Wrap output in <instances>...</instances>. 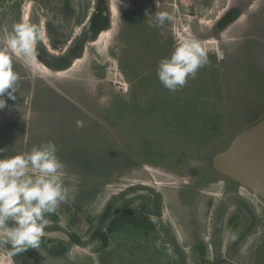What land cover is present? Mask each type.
<instances>
[{"label":"rangeland","instance_id":"obj_1","mask_svg":"<svg viewBox=\"0 0 264 264\" xmlns=\"http://www.w3.org/2000/svg\"><path fill=\"white\" fill-rule=\"evenodd\" d=\"M118 2L0 0V47L21 19L45 32L14 61L0 158L52 141L68 190L39 247H0V264H264V198L215 166L264 119V0ZM184 37L209 63L171 92L156 67ZM250 136L236 157L258 172L264 128ZM125 212L136 224L111 229Z\"/></svg>","mask_w":264,"mask_h":264},{"label":"clouds","instance_id":"obj_2","mask_svg":"<svg viewBox=\"0 0 264 264\" xmlns=\"http://www.w3.org/2000/svg\"><path fill=\"white\" fill-rule=\"evenodd\" d=\"M154 18L158 27L175 20L165 11L156 12ZM44 40L42 27L24 19L12 25L11 33L0 47V110L7 106L8 99H17L20 78L14 70V61L31 65L38 45ZM208 63V52L202 42L184 37L177 39L171 54L158 62L156 75L164 88L176 92L195 79ZM76 125L82 128L84 123L77 120ZM58 150L49 141L33 146L28 152L0 158V247L9 246L12 255L39 247L49 223L47 215L68 198ZM4 151L0 148V153Z\"/></svg>","mask_w":264,"mask_h":264},{"label":"water","instance_id":"obj_3","mask_svg":"<svg viewBox=\"0 0 264 264\" xmlns=\"http://www.w3.org/2000/svg\"><path fill=\"white\" fill-rule=\"evenodd\" d=\"M98 15V14H97ZM264 122V119L260 120L258 123L254 124L243 133L239 134L235 141L233 142L232 146L228 149L227 152L218 155L215 159V166L225 172L226 174L230 175L231 177L235 178L236 180L240 181L242 184L247 185L248 187L252 188L255 192L261 195L264 198V167H261L258 172H256L248 162L241 161L240 157H236L238 152L243 150V147H239L242 143L246 142L250 136V131L253 130L255 127L260 125ZM247 154V153H245ZM248 155V154H247ZM237 158V160H234ZM233 161L226 162L228 170H225L227 165L224 161L226 160ZM232 159V160H231ZM223 162V163H222ZM232 164V165H230Z\"/></svg>","mask_w":264,"mask_h":264},{"label":"trees","instance_id":"obj_4","mask_svg":"<svg viewBox=\"0 0 264 264\" xmlns=\"http://www.w3.org/2000/svg\"><path fill=\"white\" fill-rule=\"evenodd\" d=\"M118 219H123V221H129V222H131V223H134V224H136V222L134 221L135 219H134V217L132 216V214L131 213H128V212H125V213H123L121 216H118L117 217V219H114L112 222H111V226H110V228L111 229H114L116 226H117V224H118V222H119V220ZM133 220V221H132ZM148 220V218L146 219V221ZM122 222V221H121ZM121 222H120V224H121Z\"/></svg>","mask_w":264,"mask_h":264},{"label":"bare ground","instance_id":"obj_5","mask_svg":"<svg viewBox=\"0 0 264 264\" xmlns=\"http://www.w3.org/2000/svg\"><path fill=\"white\" fill-rule=\"evenodd\" d=\"M260 129V128H264V122L263 123H261L260 125H258L257 127H255L253 130H251L250 131V133H252L254 130H256V129ZM259 133V132H258ZM254 134V133H253ZM261 135V134H260ZM261 136H263V135H261ZM257 141V140H256ZM251 143V142H250ZM250 143H249V145H250ZM247 144V143H246ZM256 152V151H255ZM255 154V153H254ZM257 156V155H256ZM225 170H227V169H225Z\"/></svg>","mask_w":264,"mask_h":264}]
</instances>
